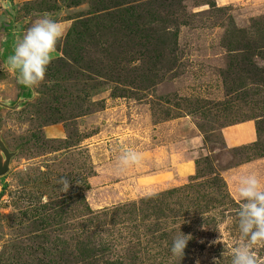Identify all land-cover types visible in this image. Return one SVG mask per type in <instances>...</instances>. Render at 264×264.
Wrapping results in <instances>:
<instances>
[{
	"label": "rangeland",
	"instance_id": "rangeland-1",
	"mask_svg": "<svg viewBox=\"0 0 264 264\" xmlns=\"http://www.w3.org/2000/svg\"><path fill=\"white\" fill-rule=\"evenodd\" d=\"M45 14L65 36L44 82L30 90L6 58ZM263 19L264 0H0V264H80L85 235L100 253L90 264H158L164 254L148 256L143 233L157 219L138 214L141 200L174 203L177 195L166 193L179 189L198 196L218 175L221 196L227 190L230 198L208 214L169 215L165 229L191 239L187 257L165 264H231L242 242L236 181L255 173L264 184V42L253 49L252 25ZM127 23L151 34L128 36ZM68 36L79 66L60 62ZM115 49L123 51V83L83 70L95 59L109 64L104 51ZM247 121L261 139L226 148L221 131ZM129 149L141 161L121 168L118 157ZM204 157L217 174L202 164L197 175ZM62 176L72 182L66 193ZM122 205L126 219L111 224L102 213ZM256 251L264 259V247Z\"/></svg>",
	"mask_w": 264,
	"mask_h": 264
},
{
	"label": "clouds",
	"instance_id": "clouds-1",
	"mask_svg": "<svg viewBox=\"0 0 264 264\" xmlns=\"http://www.w3.org/2000/svg\"><path fill=\"white\" fill-rule=\"evenodd\" d=\"M64 36L63 25L45 14L16 38L6 64L10 71L17 74L19 84L34 90L44 82L52 54ZM140 161V154L129 149L118 157V166L127 168ZM57 183L66 193L72 182L67 176H62ZM236 192L240 201L237 215L242 242L234 246L231 264H264V259L256 251L258 246L264 247V184L255 173H247L236 181ZM190 239V235L182 232L176 235L170 249L172 255L183 259ZM214 264H219V260L214 258Z\"/></svg>",
	"mask_w": 264,
	"mask_h": 264
},
{
	"label": "trees",
	"instance_id": "trees-1",
	"mask_svg": "<svg viewBox=\"0 0 264 264\" xmlns=\"http://www.w3.org/2000/svg\"><path fill=\"white\" fill-rule=\"evenodd\" d=\"M253 29L255 31V35L258 38V42L256 43V45L253 46V49L256 48V51L259 52L261 50V43L264 42V19L263 21H253ZM82 26L84 27V25L82 24ZM123 28L126 29V33L128 36H133L134 34H141V32L144 33H150V31L146 28V25H133L135 26L133 28V26L130 25V23L127 24H123ZM133 28V29H132ZM85 30H88L87 27L85 28ZM164 31V30H162ZM151 34V33H150ZM145 34H143L144 36ZM165 33L159 32L157 35V41H163L164 37H165ZM230 40H233L232 35H229ZM68 41H69V36L67 37L65 43V48L62 50L63 55L65 57V60H60V62L62 63V65L66 66V67H73L80 64V61H77L74 59V56L72 54L73 49H71L70 47H68ZM231 44V43H230ZM229 46V45H228ZM231 47V46H229ZM247 50V48H244ZM114 50V49H112ZM104 53H106V57L109 60V64L103 65L101 59H95L94 61H92L90 64V67H88L89 65H87L85 67V64L82 65V67H80L81 69H83L88 75H95L96 77H100V78H105V79H109L111 81H115L117 83H123V79L120 78L121 75V67H122V63L119 61L118 56H122L123 55V51H119L117 49H115V51H104ZM111 56H110V55ZM113 54V55H112ZM91 61V60H89ZM74 64V65H73ZM73 69V68H72ZM113 73V75H112ZM84 75V74H83ZM86 75V74H85ZM144 84V83H143ZM31 96L30 93H22L21 97H25V98H29ZM257 130V139L260 140L261 139V133L258 127H256ZM256 143H254L255 145ZM204 164L205 167H208L206 172H211L212 174H217V171L213 170V166L211 164V160L208 157H204L202 159H200L197 163L198 166V170H197V175H199L200 173V168L201 165ZM218 179H216V181H214V185L215 186H210V189H205L202 193L198 196H194V195H182V193H184V191L182 189L179 190H171V191H167L166 195H168L169 197L171 196H175L177 195V197L175 198V202L174 203H168L169 201L162 202L159 204V202H157V199L154 198H147L145 200H141V206L138 208V214H143L145 216L146 220H149V218L151 216H154L156 220V222L153 224V226L155 227L154 229H151V227L149 225H146L144 228V232L145 236L148 240V243H146V247L145 250L147 253V255H151L150 257L152 259H158V256L160 254H164L162 256V259L159 260L158 264H165V262L169 261V258L173 257L170 249H171V245H172V240L173 238L178 235L179 233L177 232L176 228H171V229H165L166 226V222L167 220L170 218L169 215L174 216V215H179V214H174L177 212V210L179 209V212L181 213V215L183 216L184 213H188V210L190 209H194L195 211H198L199 214H208L210 213L212 210L216 209L217 207H221L222 206V201L225 198H230L228 196V192L226 190V195L225 196H221V177H219V175L217 176ZM223 190L225 189V186L222 187ZM181 190V192H180ZM164 194L160 195L159 197H163ZM181 197H180V196ZM163 201V200H162ZM184 202H186L187 204H184ZM131 206V205H130ZM135 206V205H133ZM137 206V205H136ZM125 205L122 206H116L115 208L105 211L102 214H105L106 217H108L107 213H110V217L109 221L111 222V224L113 225H120L122 224L125 219H126V211L125 209ZM189 214V213H188ZM103 216V217H105ZM130 217L128 218H132L131 215H129ZM144 218V217H143ZM137 220H139L140 222L143 220L142 217H133L131 219L132 222H136ZM91 225V224H90ZM135 228V227H134ZM133 235V234H132ZM84 236V235H83ZM84 239L78 240V247H77V255L75 256V260H77L78 262H80V264H90L89 261L90 260H94L96 257V254L99 253L96 250L95 247V242L93 237L89 236V235H85ZM97 247H103L102 243H98ZM153 248H158L160 249L159 253L154 252ZM188 250H189V246L187 245V248L185 249V255L184 257H187L188 255ZM152 252L149 254V252ZM100 254V253H99ZM138 258L136 257V260ZM105 264H123L122 260H115L114 262L107 260L105 262Z\"/></svg>",
	"mask_w": 264,
	"mask_h": 264
},
{
	"label": "crops",
	"instance_id": "crops-1",
	"mask_svg": "<svg viewBox=\"0 0 264 264\" xmlns=\"http://www.w3.org/2000/svg\"><path fill=\"white\" fill-rule=\"evenodd\" d=\"M221 136L223 138L225 147L228 149L250 145L257 141L256 125L252 121L236 124L224 128L221 131ZM191 173H192V167L190 168L189 171V174Z\"/></svg>",
	"mask_w": 264,
	"mask_h": 264
}]
</instances>
